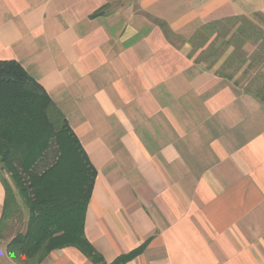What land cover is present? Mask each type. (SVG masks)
I'll return each instance as SVG.
<instances>
[{"label": "crops", "instance_id": "0c3cea01", "mask_svg": "<svg viewBox=\"0 0 264 264\" xmlns=\"http://www.w3.org/2000/svg\"><path fill=\"white\" fill-rule=\"evenodd\" d=\"M228 24L264 60V0H0V60L45 88L97 170L85 235L105 264H264V98L239 80L252 64L223 71L235 51L218 69L190 53ZM5 197L0 176V221ZM0 264H20L3 236ZM40 264L98 263L67 246Z\"/></svg>", "mask_w": 264, "mask_h": 264}, {"label": "trees", "instance_id": "16d2710c", "mask_svg": "<svg viewBox=\"0 0 264 264\" xmlns=\"http://www.w3.org/2000/svg\"><path fill=\"white\" fill-rule=\"evenodd\" d=\"M50 153L54 158L47 161ZM0 165L12 181L0 174L6 190L0 230L10 217H21L19 197L29 211L26 230L7 244L10 257L40 264L52 251L74 246L105 264L85 235L97 170L65 115L16 60H0ZM137 252L112 264H124Z\"/></svg>", "mask_w": 264, "mask_h": 264}, {"label": "rangeland", "instance_id": "374dc122", "mask_svg": "<svg viewBox=\"0 0 264 264\" xmlns=\"http://www.w3.org/2000/svg\"><path fill=\"white\" fill-rule=\"evenodd\" d=\"M242 22L244 24L250 25V21L242 20ZM252 22L255 24V21H252ZM234 30L235 29L233 28L232 24H228L227 27L225 26L211 27L209 32H207L208 33L207 37L206 36L205 38L202 36L200 37V39L201 40L203 39V40L199 42H204V43H197L195 39L193 43L190 44L191 49H192L190 53L195 54L201 59L204 58L208 65L209 64L212 65L213 63H215V69H218L219 65L223 62V60L215 59L216 57L215 55L218 52V50L220 52H226L225 56L228 55L229 53L233 54L236 52L235 55H232V57L230 58L229 62L227 63V66L223 68V71L225 70L224 72L227 71L228 73H233L236 67H242L243 66L242 64H245V63L247 64L249 63L248 65L252 64L251 67H246V65L244 66V68H246L247 73L239 74L238 75L239 80L241 81L244 87L250 90H253L257 93H260L261 95L264 96V60L258 59L254 61H251V60L246 61L245 58L242 57V54L238 53V49H240L239 41H241L237 37L239 35L237 33L236 34L233 33V35H231V33L234 32ZM247 30L248 31L242 40L246 38L248 39V37L251 35L249 27ZM218 33L221 34L219 35V37L216 36ZM235 39L237 40L236 44L233 43ZM179 42H181V40H179ZM234 48H237V49L234 50ZM252 48H253V44L251 42L247 43V45L245 46V49L248 52H250ZM231 51H235V52H231ZM242 52L245 53V50L243 49ZM55 150L56 148L55 146H53L51 150L52 153ZM52 153H50V155L47 157L46 159L47 161L53 160L54 155ZM0 174L4 176L5 178L7 177L6 179L12 184L9 174L1 168V165H0ZM19 202L22 207L21 217L18 215H16V217L14 216L10 217L4 222V225L0 230V236H3V239H5L7 244L19 232H24L26 230L27 221L29 219V211H28L27 206L24 204L21 198Z\"/></svg>", "mask_w": 264, "mask_h": 264}]
</instances>
